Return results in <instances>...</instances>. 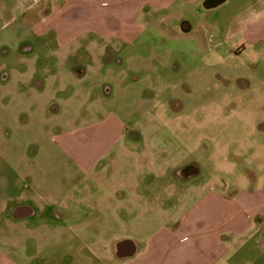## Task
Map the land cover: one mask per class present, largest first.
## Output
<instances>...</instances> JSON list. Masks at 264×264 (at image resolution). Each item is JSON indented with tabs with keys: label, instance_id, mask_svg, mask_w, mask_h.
Listing matches in <instances>:
<instances>
[{
	"label": "rangeland",
	"instance_id": "1",
	"mask_svg": "<svg viewBox=\"0 0 264 264\" xmlns=\"http://www.w3.org/2000/svg\"><path fill=\"white\" fill-rule=\"evenodd\" d=\"M54 1L0 0V39L15 40L11 47L0 45V70L34 66L31 85L46 86L40 70L48 67L62 74L59 89L65 87L47 89L30 102L19 95L25 87L19 75L13 74L7 84L0 76L2 160L22 174L25 167L40 163L31 170L33 189L41 187L50 199L78 185L64 203L69 210L59 206L64 197L50 203L63 221L48 217L46 223L72 227L69 238L80 243L88 235L96 242L142 240L160 227L178 226L185 211L208 192L231 197L250 187L251 179L264 183V42L255 49L248 42L250 32L264 38V0H226L219 6L208 0H175L161 9L148 4L134 20L133 32L140 33L124 40L121 23L115 21L112 31L105 19L126 1L109 0V7L102 8L101 0H91L99 6L97 20L91 25L68 22L69 43L61 45L50 32L37 36L40 41L32 39L35 51L20 57L14 51L20 46L16 41L44 34L53 25L58 28L50 5ZM46 10L50 13L42 16ZM183 23L191 30L185 32ZM73 67L86 70V76L70 75ZM107 85L112 93L105 98ZM84 99L87 104L81 106ZM50 102L61 112L38 109ZM75 128H90L92 134L78 137L79 155L88 150L105 167L101 175H92L95 182H86L72 167L78 154L60 142ZM111 137L115 139L108 142ZM192 161L208 174L191 184L179 183L177 168ZM85 185L90 192L79 191ZM67 211L75 217H67ZM88 224L90 233L83 235L79 229ZM22 237L15 241H25ZM46 238L51 244L63 240L60 235ZM239 248L235 264H264L262 235L252 240L246 235ZM31 253L38 251L32 248ZM53 257L48 264H57L55 253ZM229 258L223 264H234Z\"/></svg>",
	"mask_w": 264,
	"mask_h": 264
},
{
	"label": "crops",
	"instance_id": "2",
	"mask_svg": "<svg viewBox=\"0 0 264 264\" xmlns=\"http://www.w3.org/2000/svg\"><path fill=\"white\" fill-rule=\"evenodd\" d=\"M124 1L126 2L120 6L121 10L118 7L119 5L114 6L113 9L118 11L111 12L110 18L105 19L108 22L106 27H109L112 31L114 30L112 27L117 26L115 21L121 23L124 32L119 33V35H121L122 40L129 39L135 33H140L139 31L133 32V27H136L134 20L139 17L138 15L144 6L153 4L154 7L161 9L170 6L175 0ZM110 4L109 0H101L98 5L105 8ZM50 5H53L51 7L53 9L52 13L55 12L57 14L58 28L56 29L53 25L45 29L46 33H36L34 36H44L50 32H55L56 40L61 45H66L71 41L70 38H73H69L65 34L66 26L69 27L68 22L71 26L84 23L91 25L93 20H97L96 12L99 6H96L91 0H55ZM44 15L43 13L42 16ZM21 18H24V16H21ZM141 18L144 19V16ZM22 24L27 25V22ZM42 24L41 22L39 25ZM95 25L98 28L97 24ZM81 34L82 32L78 36L80 37ZM4 39H7L4 43L2 42L3 38L0 39L2 48L11 47L10 45L15 42L10 36ZM30 41L31 38L28 37L20 38L16 41L20 46H15L14 51L18 50L21 54L19 55L20 57L31 55L35 50L30 53L26 50L21 51L23 46ZM248 42L255 49L258 43L264 42V38L250 32ZM47 68L44 67L40 70L46 77V86L40 83L31 85V69L27 65L20 69L9 70L6 73L4 72L5 70H0V76L5 74L4 77L1 76V80L7 84L15 75H19L24 80L25 85L24 89L20 91L21 93L18 92L20 93L19 95L21 97L24 96L30 102L32 100L37 101L45 95L47 89L57 88V90L61 91L65 89L64 86L59 89V76L62 74L59 71L53 72V70L50 71V68ZM13 74L14 76H12ZM69 74L83 78L86 76V70L73 67L69 70ZM98 84H100V81ZM78 95L79 91L76 89V93L73 96L77 97ZM108 96L105 98H108ZM86 99L81 102V106L87 104ZM79 101L81 99H78ZM55 103H41L38 109H43L45 106L46 112L58 114L61 112V108ZM35 106L38 107V105ZM90 131V128H85L84 131L75 128L72 133L60 137L61 144L69 152L78 154V159L77 161L74 160L72 167H76L81 173L89 176L92 174L94 167L100 162L95 157H92L91 154H88V150L79 155L76 148L81 145L78 139L81 133L86 132L88 136H91ZM121 137V133L115 135L117 141ZM115 138L111 137L108 142ZM88 145H90V142ZM7 164L0 156V264H48L47 261L49 259H54V253L57 255V264H67L68 259H70L68 264H223L225 258L228 259L230 255L232 256L227 262L231 260L235 264V253L240 249L239 245L246 235L248 240L256 239L258 235H262V239L264 238V183L257 182V179H251L248 184L250 187L239 189L231 197L225 194L219 196L213 191L208 192L185 211L178 226L160 227L145 239L121 238L116 240L115 243H112V240L96 242L95 236L91 239L88 235L91 228L90 224H88L83 226L84 228L79 229L85 232L83 235H88L84 237V243H80L69 238V235L74 233L72 227L70 228L66 224L58 226L46 223L48 217L53 219V221H63L61 212L56 218L53 214L46 215L47 209L49 207L54 208L53 206L55 205L50 203L53 204L56 200L64 197L62 202H59V206L61 209L69 210L68 207L64 206V203L66 200L71 199L72 193L70 192L72 189H76L78 185L67 186L70 189L63 196L60 198L55 196L52 200L46 193L47 191L45 192L41 187L38 186V189H33L31 170L40 166V163H33L25 167L26 172L24 174ZM29 190H34L35 195L30 196ZM85 191L88 190L86 189L83 192ZM67 212L69 214L67 217L74 216L73 213L70 215V211ZM64 217L66 216L64 215ZM211 218L215 221L212 223L216 224H209ZM33 219L37 220L33 222ZM13 221L15 223H12ZM29 233L30 235L28 236ZM93 233L94 235L97 234V232ZM22 235V240L25 241H15L17 237ZM47 235H52V238L54 235H60L63 240L62 242L56 241L54 242L55 244H51L49 241H45ZM228 236L232 238L229 239L227 238ZM28 237L35 239V242L30 244L26 239ZM32 248L38 253L32 254Z\"/></svg>",
	"mask_w": 264,
	"mask_h": 264
},
{
	"label": "flooded vegetation",
	"instance_id": "3",
	"mask_svg": "<svg viewBox=\"0 0 264 264\" xmlns=\"http://www.w3.org/2000/svg\"><path fill=\"white\" fill-rule=\"evenodd\" d=\"M216 1H219V0H213V1L211 0V2H209V3H210V5H212V2L213 3H216ZM48 10L44 11V14H49L50 11H48ZM36 37L37 36H33L31 38V40L32 39L33 40H39ZM34 48H35V46L31 42H27L26 45L23 46V48H22L21 51H25L26 50L27 52L30 53L31 51H33ZM4 72L6 73L7 71H4ZM1 76L4 77L5 74H2ZM105 93L107 95H109V94L112 93V89H111L110 86L107 85L105 87ZM104 169H105L104 165H102V163H99V164H97L94 167L93 172H92V174L90 176L87 175V174H85V173H82V177H84L86 179V182H88V183H91V181H94L95 182L97 180V178L94 177V176H92V175H97V174H100L101 175V172ZM204 172H206V171H205V169H204V167H203L202 164H199L197 161H192V162H190L188 164L186 163L185 166L180 167L179 169L177 168L176 177H177V180H179L178 181L179 183H187V184L190 183L191 184V183H193V182H191V180H195V179L201 178L203 176ZM206 173L208 174V172H206ZM174 175H175V173H174ZM106 177H107V175H106ZM103 179L105 180V178H103ZM102 183L105 186V181L104 182L102 181ZM200 185H203V184H200ZM86 189L89 192L91 191V187L89 188L88 186L81 187L79 191L80 192H83ZM202 197H203V195L200 198H202ZM47 210H48V212L46 213V215L53 214L54 217L58 218V215L59 214L57 213L56 208L49 207ZM49 211H51V212H49Z\"/></svg>",
	"mask_w": 264,
	"mask_h": 264
},
{
	"label": "water",
	"instance_id": "4",
	"mask_svg": "<svg viewBox=\"0 0 264 264\" xmlns=\"http://www.w3.org/2000/svg\"><path fill=\"white\" fill-rule=\"evenodd\" d=\"M209 2H211V0H208ZM213 1V0H212ZM226 0H219V1H216V3H213L212 2V6H219L220 4H222V3H224ZM207 3V2H206ZM183 30L185 31V32H188V31H190L191 30V27H190V25L188 24V23H183Z\"/></svg>",
	"mask_w": 264,
	"mask_h": 264
}]
</instances>
